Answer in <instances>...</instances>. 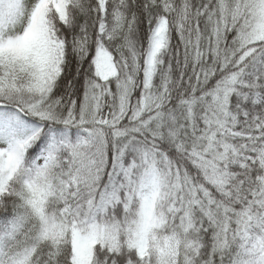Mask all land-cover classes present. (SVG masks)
<instances>
[{
	"label": "snow or ice",
	"instance_id": "snow-or-ice-1",
	"mask_svg": "<svg viewBox=\"0 0 264 264\" xmlns=\"http://www.w3.org/2000/svg\"><path fill=\"white\" fill-rule=\"evenodd\" d=\"M0 264H264V0H0Z\"/></svg>",
	"mask_w": 264,
	"mask_h": 264
}]
</instances>
